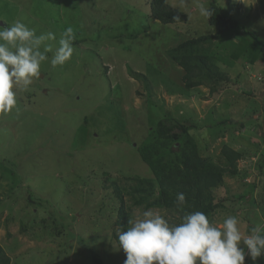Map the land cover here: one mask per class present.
<instances>
[{
    "label": "rangeland",
    "instance_id": "obj_1",
    "mask_svg": "<svg viewBox=\"0 0 264 264\" xmlns=\"http://www.w3.org/2000/svg\"><path fill=\"white\" fill-rule=\"evenodd\" d=\"M166 1L187 20L162 23L151 0H0V24L21 20L57 40L68 26L76 34L72 58L56 68L42 63L39 79L27 90L17 86L18 107L0 114V245L11 264H95L94 253L105 264H124L115 186L128 220L146 211L127 192L136 178L155 180L141 150L167 118L195 125L201 157L226 171L214 189L223 205L211 222L235 215L245 234L264 225V51L243 31H224L208 52L231 82L214 94L205 85L188 90L169 50L217 32L199 14L212 0ZM217 3L264 42V0ZM166 144L170 161L180 143ZM225 145L243 154L236 174L225 168ZM245 264H253L247 255Z\"/></svg>",
    "mask_w": 264,
    "mask_h": 264
},
{
    "label": "clouds",
    "instance_id": "obj_2",
    "mask_svg": "<svg viewBox=\"0 0 264 264\" xmlns=\"http://www.w3.org/2000/svg\"><path fill=\"white\" fill-rule=\"evenodd\" d=\"M199 14L207 19L212 16L203 4ZM75 38L72 26L65 28L57 40L53 32L37 35L21 20L0 24V114L18 107L17 86L22 84L27 90L34 79H39L42 63L48 61L56 68L72 58ZM49 41L56 42L54 50ZM185 201L184 193L176 194L177 207ZM127 225L117 233L126 254L124 264H245L246 255L255 264L264 255V225H253L245 234L235 215L216 225L204 212L192 211L185 213L179 223H171L148 209L129 219Z\"/></svg>",
    "mask_w": 264,
    "mask_h": 264
},
{
    "label": "trees",
    "instance_id": "obj_3",
    "mask_svg": "<svg viewBox=\"0 0 264 264\" xmlns=\"http://www.w3.org/2000/svg\"><path fill=\"white\" fill-rule=\"evenodd\" d=\"M209 10L212 16L208 21L217 28L216 33L188 39L169 50V56L185 71V87L190 90L200 86H209L212 94L219 92L223 86L231 82L229 76L216 64L208 52L216 39L224 31L236 30L248 34L264 51V42L251 30L240 25L238 19L230 15L217 0L211 1ZM152 17L162 23H179L187 20V14L169 5L166 0H151ZM132 77L144 81L148 79L143 73H134ZM195 125L179 122L172 119H162L158 122L154 136L156 140L143 145L141 155L143 160L151 167L155 175L152 178H136L127 194L131 197L133 205L148 209H165L179 213L180 217L192 211L204 212L211 221L214 212L223 203L214 194V189L224 182L225 169L202 158L194 142L191 130ZM172 141L180 143L179 152L173 160H166L162 154V145ZM225 161V168L233 174L238 173L236 162L243 156L228 145L221 150ZM259 167L261 165L259 164ZM116 196L120 201L117 224L120 229L127 228L129 211L124 193L115 186ZM184 193L185 203L177 207L176 194ZM242 199V197H241ZM115 238L118 241L117 234ZM119 243V242H118ZM95 264H105L97 255H92ZM12 260L0 245V264H11Z\"/></svg>",
    "mask_w": 264,
    "mask_h": 264
}]
</instances>
